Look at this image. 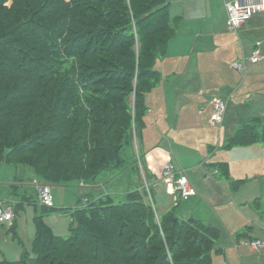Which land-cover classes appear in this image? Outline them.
I'll return each instance as SVG.
<instances>
[{
    "label": "trees",
    "instance_id": "obj_1",
    "mask_svg": "<svg viewBox=\"0 0 264 264\" xmlns=\"http://www.w3.org/2000/svg\"><path fill=\"white\" fill-rule=\"evenodd\" d=\"M170 7L169 0H0V163L48 185H97L127 164L137 178L116 196L121 202L110 193L83 199L66 237L54 235L44 213L36 216L30 253L0 264H213L220 229L180 219L175 206L159 213L132 159L145 95L160 80L156 60L176 35L180 17ZM255 122L237 128L227 147L264 146V123Z\"/></svg>",
    "mask_w": 264,
    "mask_h": 264
},
{
    "label": "rangeland",
    "instance_id": "obj_2",
    "mask_svg": "<svg viewBox=\"0 0 264 264\" xmlns=\"http://www.w3.org/2000/svg\"><path fill=\"white\" fill-rule=\"evenodd\" d=\"M169 1L171 3L170 13L172 17H180L175 31L177 35L182 37L180 41L176 40L172 49L177 47L176 51L179 53L188 52L190 44L195 37L191 40L185 38L189 37L193 31L199 32L204 38L206 37L205 33L207 31L210 32V29H207L205 24L202 25L204 28L197 27L194 29L191 28L189 21H206L208 18L207 10L209 18L213 17L216 33L215 45L213 49L208 50H202L198 46V49L194 50L192 60L188 59L189 57H183L173 62L166 60L165 56L156 60L155 68L161 74L160 80L156 87L145 95L147 110L143 117L144 125L139 129L137 140L133 141L132 159L135 158L137 163L139 162L142 182L144 183V190L148 193V198H151L149 194V186L151 185L159 213L164 212L171 206H175L176 214L180 219H185L186 216L193 214L192 216L195 220L200 218L203 220H200L202 223L220 229V237L214 243L213 264H227V261H230L231 264H264V185L262 190L255 195L257 196L256 199L255 196L248 195L247 191L249 188H247V185L246 188L239 187L238 191L245 192V199L249 198V201H243L238 199L237 195H235L236 192H233L234 181L228 184V186L232 185V189L227 188L225 175L223 170L219 168L221 166L220 163L228 159L230 160L231 171L236 178L241 174L252 175L254 167L256 168L258 165L254 162L257 163L258 159L256 158L253 161V156H240V150L245 147H227V140L230 136L227 132L232 127L228 122L226 126L223 120L224 118L226 120L228 115L234 117L235 111L233 109L230 111L229 106L227 107V104H225L222 119L213 120L210 117L213 110L210 111L209 109L208 111L204 107V99L200 101L196 95L194 83L191 82L189 86L185 82L187 79L195 80L192 74L198 68V74H201L200 78L203 80L204 87H206L207 83H210L207 81V72L205 73V70L208 69L207 66H212L213 69H215L214 64L217 65V63L223 65L224 69L225 66H230L234 58L240 54V41H242L244 47H246L245 42L247 41L242 34L240 35L239 33V41L234 32V35L231 36L229 35L231 32L226 30L227 16L224 9V0ZM229 37L233 40H229ZM178 48H180L179 51ZM225 50L228 51L225 52ZM189 64L188 73L190 75L187 76L188 73L184 69ZM222 67L214 73V76L210 74L213 77L211 83L215 86L221 85L224 80L231 81L232 84L235 82L240 83L243 80L242 73L232 70L230 71L231 77H228L229 72H225ZM176 71L177 75L175 77L174 72ZM177 77L178 79H176ZM182 78H184L181 84L182 88L177 91L176 86L181 82ZM184 85L189 87L184 88ZM218 97L212 96L211 101H215L216 99L214 98ZM228 120L231 119L228 118ZM241 124L237 125V128ZM255 124H260V122L257 121ZM258 145L261 146V144ZM136 151L138 155H136ZM155 152H166L170 155L173 162L167 161L164 163L161 171H159L160 173L157 172L158 169L153 164L156 172L153 169L152 172L148 169V172L152 174V180L146 183V177H144V170L147 169L145 165V162H147L146 158L150 154L154 155ZM170 158L169 160H171ZM140 160L146 166L144 170L141 167L142 165H140ZM177 160H179V164L183 165V168L188 165L197 166H189L192 169L184 173V171L176 169L180 168L179 164H176ZM199 162L205 163L206 166L198 167ZM128 163H131V161L128 160ZM210 163L215 164L216 167ZM168 164L172 165L173 169L178 172V176L189 178L191 173L194 178L207 180L203 183L202 180H199L204 192L202 196L204 195L208 199L206 205L201 201L202 196H199V193L197 201L194 200L196 198L186 201L187 199L183 200L176 193L172 194L169 192L167 182L162 179V171ZM127 165V169L122 173L100 175V183L97 185L81 182L50 185L54 201V209L52 211L44 210L39 205L36 199L35 183H31V178L22 171L24 170L28 173L29 169L15 168L13 166L5 168V165L0 163V202L12 205L14 216L11 221L0 222V261L15 262L20 259L24 252L30 253L31 243L35 235L33 218L36 216L44 213L43 220L52 229L54 235L66 237L69 235L70 227L74 224L72 213L77 207L83 205V199L94 198L97 192L103 194L111 192L112 197L118 201L116 196L119 193L116 194L115 191L125 194L127 192L126 189L130 188L129 186H135L137 182L135 173L130 165ZM259 165L264 170V156L260 157ZM4 169H10V173L6 174ZM205 169L208 170V174L202 171ZM157 173L159 174L157 175ZM10 176L22 179H12ZM216 182L219 188L214 186ZM41 184L48 185L43 182ZM25 189L26 192L24 193ZM252 189L254 188H251L250 191ZM222 191H225L223 196ZM22 196H26L27 199H21ZM122 196H120V202L123 200ZM216 198L220 201H217ZM233 199L234 201H232ZM258 202L261 204V213H258V208L255 207ZM60 209L67 211H65L66 213L58 212ZM12 224H14V236L10 232ZM249 238L253 240L247 241L244 245L241 243L243 239Z\"/></svg>",
    "mask_w": 264,
    "mask_h": 264
},
{
    "label": "crops",
    "instance_id": "obj_3",
    "mask_svg": "<svg viewBox=\"0 0 264 264\" xmlns=\"http://www.w3.org/2000/svg\"><path fill=\"white\" fill-rule=\"evenodd\" d=\"M231 0H224V5L226 2H229ZM264 1V0H263ZM225 9V6H224ZM226 12V11H225ZM256 16V17H255ZM254 17H252V19L247 22L246 24H244L239 30L237 31H229L226 27V30L228 32H231V34L229 33V35L233 36L235 34V36L239 39V33L240 35L242 34L243 37L246 39L247 42H245L246 47L243 46L242 41H240V54L237 55V57L234 58L233 62L231 63V65L229 66H224L220 65L219 63L214 64V68L212 66H207L208 69L205 70V73L207 75L208 78V82H212L213 81V77L210 76V74H213L212 76H214V73L218 70H220V68L222 67L223 70H225V72H229L228 77H231L230 71H234L235 69L232 67L233 63L242 61L243 59H245L246 57H248L252 51V49L255 47L256 44H258L260 51L264 57V10L259 11L256 13ZM207 19L206 21H201V20H191L189 21V24L191 26V28L196 29L197 27H201L204 28V25L207 26V29H210V32H206L205 35L206 37H202V35L199 34V32L193 31L189 37H186L185 39L191 40L192 38H194V40L192 41V43L190 44V48L188 50V52H184V53H179L177 52L176 48L172 49L174 46V43L176 42V40H181L180 38H182L180 35H175L168 43L167 46V50H166V54L164 58H167L166 60L169 61H175L176 59L179 58H183V57H189L188 59L192 60L193 56H194V50L198 49V46L200 49L202 50H208V49H213L214 45H215V26H214V22H213V17H211V19L209 18V12L207 10ZM201 25V26H199ZM234 32V34H233ZM231 38L229 37V40ZM233 40V39H231ZM212 47V48H211ZM180 48H178L179 51ZM173 50V51H172ZM201 51V50H199ZM228 50H225V52H227ZM225 55V54H224ZM227 56H229V54H227ZM204 66V65H203ZM245 69L244 72L242 73V77L243 80H241L240 83L235 82L234 84L231 83V81H227L224 80L222 81L223 83L221 85H214L213 83H207V86L204 87L203 85V80H201L199 73V69L196 68V72H193V76L195 80H189L187 79L185 82L187 84H191V82L194 83V91L196 93V95L198 96V98L201 100H203L204 103V107H206V109L209 111H212V96L218 97V98H214V99H223L226 101L227 107L229 106V110L232 111L231 109H233L235 111L234 117L232 116H227L226 120L224 118V124L227 126V122L231 124L232 129L227 132L228 135H230L229 137H231V135L234 133V131L237 129V125H239L240 123L246 124V123H250L252 121H259L260 123H264V58L256 63V64H251L246 62L245 63ZM190 68V64L189 66H187L184 70L186 73H188V69ZM237 71V70H236ZM239 72V71H238ZM160 73V72H159ZM240 73V72H239ZM175 77L177 75V71L174 72ZM161 75V74H160ZM190 74L188 73L187 76H189ZM178 79V77L176 78ZM183 79L181 80L180 83L177 84V91L182 88L181 84L183 82ZM231 80V79H230ZM188 85H184V88H188ZM250 107V108H249ZM227 110V109H226ZM206 113L208 114V112L206 111ZM231 119V120H228ZM222 121V122H223ZM243 121V122H242ZM245 121V122H244ZM263 145L259 146L258 144L255 145H251L248 147H245L244 149L240 150V156L242 155H249V156H253L254 160L257 158L258 162H254L255 164H258L257 167H254V172L253 174L249 175V174H241L240 176H238L237 178L233 175L232 171H231V166H230V160H225V162H223L222 164H225L223 166H219L221 167V170H223V174L225 175V184L227 186V188H231L232 189V185L230 184L228 186V184L230 182L235 183V187L233 188V192H236L235 195H237L238 199H241L243 201H249V198L247 197L245 199V192H241L238 191L239 187L242 188H249V190L247 191L249 196H255L258 192H260L262 190L263 187V183H264V170L262 168L261 165H259L260 163V157L264 156V146ZM231 154V153H230ZM170 155H168L166 152H155V154H150L147 156L146 160V166L149 170L152 169L155 171V168L153 166V164L156 165V169L157 172L161 171L162 166L164 165V163H166L167 161H172L169 160ZM179 160H177L176 164L178 165ZM173 162V161H172ZM241 162V161H240ZM192 164V163H191ZM199 166L198 167H205L206 164L199 162L198 163ZM212 166L216 165L210 163ZM221 165V164H220ZM182 164H179L180 168H175L181 171L187 172L189 169H192V167L189 166H197V165H188L186 168L182 167ZM5 168H10L8 166L5 165ZM6 174L10 173V169H4ZM25 175H27L28 177H30V182L31 183H35L37 184L38 182H40L38 180V178H36L33 174V172L31 171H24L22 170ZM204 171L206 174H208V170H202ZM156 172V171H155ZM160 173V172H159ZM157 173V175L159 174ZM189 173V172H188ZM245 177V178H243ZM250 177V178H249ZM10 178H12L10 176ZM249 178V179H248ZM12 179H17V180H21L22 178H17L16 176H13ZM27 179V178H25ZM188 183L190 185V187L192 189H194V191L196 192V195L194 197H189L186 201L190 200L191 198H196L194 199L195 201H197V195L199 193V196H202V194L204 193L202 191V187L199 184V180H202L203 182H206V179L203 178H194L193 174L190 173V177L188 178ZM214 186H216L217 188H219L217 186V182L214 184ZM197 187V188H195ZM251 188H254L250 191ZM19 192V191H17ZM26 192V189L24 190V193ZM114 192V191H113ZM225 192V191H224ZM222 191V196L224 195V193ZM111 194V192H108ZM116 194H121L120 192H116ZM124 193V192H123ZM22 194V193H21ZM101 193L97 192L96 196L99 195ZM221 194V193H219ZM257 196H255L256 199ZM201 198V197H200ZM21 199L26 200L27 197L26 196H22ZM37 199V198H36ZM217 199V198H216ZM85 200V199H84ZM193 200V203L195 204V201ZM201 201L206 205L208 203V199H206L204 197V195L201 198ZM217 201H220L217 199ZM234 201V199L232 200ZM18 203V202H16ZM258 208L257 211H259L258 213H261V204L260 202L255 204ZM216 206H217V202H216ZM43 208V207H42ZM193 215V214H192ZM192 215H188L185 217V219H194ZM196 220H201L200 218H197ZM234 226V225H233ZM242 227V226H241ZM253 239L249 238V239H243L241 243H243V245L247 242V241H251ZM255 240V239H254ZM225 264V263H224ZM227 264H231L230 261H227Z\"/></svg>",
    "mask_w": 264,
    "mask_h": 264
},
{
    "label": "built area",
    "instance_id": "obj_4",
    "mask_svg": "<svg viewBox=\"0 0 264 264\" xmlns=\"http://www.w3.org/2000/svg\"><path fill=\"white\" fill-rule=\"evenodd\" d=\"M225 11L227 16L226 27L229 31H237L244 24L259 11L264 10L263 0H231L225 3ZM259 45L256 44L252 49L250 55L242 61L232 64V67L239 71L244 72L245 63L256 64L263 59V55L260 51ZM212 113L210 117L213 120L220 119L224 114V107L226 102L222 99H216L211 103ZM222 119V118H221ZM220 121V120H219ZM178 172L173 169L172 165L168 164L162 171V179L167 182L169 192L176 193L183 200L188 199L195 195V191L190 187L187 178L178 176ZM36 197L39 205L46 208H53L54 201L51 194L50 185H43L41 183L35 184ZM13 219L12 205L6 203H0V222H8Z\"/></svg>",
    "mask_w": 264,
    "mask_h": 264
}]
</instances>
